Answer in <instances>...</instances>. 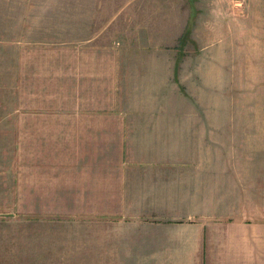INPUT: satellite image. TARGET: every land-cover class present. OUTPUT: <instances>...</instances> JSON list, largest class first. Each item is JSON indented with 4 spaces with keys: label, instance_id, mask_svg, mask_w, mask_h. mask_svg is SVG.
Masks as SVG:
<instances>
[{
    "label": "crops",
    "instance_id": "0c3cea01",
    "mask_svg": "<svg viewBox=\"0 0 264 264\" xmlns=\"http://www.w3.org/2000/svg\"><path fill=\"white\" fill-rule=\"evenodd\" d=\"M220 5L212 11L209 38L196 50L193 73L200 81L195 82L194 103L182 97L173 117L166 115L163 102L152 106L155 117L166 121L164 126L177 128L179 144L173 161L168 147L142 149L149 158L143 156L137 164L153 166L154 178H146L148 169L140 165L141 182L136 179L125 186L121 179L127 181L131 164L122 162V168L129 167L128 176H116L114 189L108 191V145L116 147L114 153L120 145V154H128L134 142H127L130 134L124 137V127L134 136L143 120H133L137 123L127 129L125 118L136 115L137 108L119 95L128 82L122 83L124 66L118 60L112 61L107 78L106 50L78 52L66 77L51 69L40 84L44 99L35 101L36 112L28 114L36 137L42 138V154H49L52 163H62L54 169L70 171L72 189L82 180L89 184L90 194L99 196V203L113 195V214L147 219L138 232L125 226L133 234L125 240L145 241L147 260H156L154 264H264L262 0ZM203 53H209V65H202L208 57ZM110 57L119 58L114 51ZM37 72L35 85L40 82ZM68 89L72 93L65 98L53 97ZM165 150V158L155 159ZM153 226H160L156 235L151 234ZM137 243L132 249L141 245Z\"/></svg>",
    "mask_w": 264,
    "mask_h": 264
},
{
    "label": "rangeland",
    "instance_id": "374dc122",
    "mask_svg": "<svg viewBox=\"0 0 264 264\" xmlns=\"http://www.w3.org/2000/svg\"><path fill=\"white\" fill-rule=\"evenodd\" d=\"M242 1L0 0V264L157 262L147 260L150 251L145 241L135 242L141 245L132 249L135 243L126 244L125 240L133 236L125 226H134L132 230L138 232L144 225L141 221L147 219L113 214V195L107 194V201L99 203V196L90 194L89 184L83 185L82 180V185L75 182L72 189L70 171L54 169L52 166L62 167V163H52L49 154H42V138L36 137L35 122L28 114L36 112L35 101L44 99L40 84L51 69L66 77L78 52L106 50L103 66L107 78L112 61L118 60L124 66L122 83L128 82L119 95L137 108L136 115L125 118L127 129L143 120L142 129L134 136L124 127V137L130 134L127 142H134L127 155L120 154V145L117 153L112 151L116 147L108 145V191L114 189L116 176H128L129 167L122 168V162L131 164L127 181L121 179L125 186L136 179L141 182L140 165L148 169L146 178H154L153 166L137 164L143 156L149 158L142 149L168 147L173 161L177 159L173 149L178 150L179 144L177 128L164 126L166 121L155 117L152 106L163 102L164 112L173 117L182 97L194 103L195 82L200 81H195L193 73L196 50L210 36L212 11L214 14L218 4L224 7L234 2L240 6ZM113 51L119 58L110 57ZM206 59L209 56L203 57V66L209 65ZM35 71L40 78L37 85ZM67 92L72 93L62 90L63 96L53 97L65 98ZM259 97L264 113L263 58ZM137 150L142 152L137 154ZM168 150L155 159L165 158ZM101 210L107 214H100ZM159 230L160 226H153L151 234Z\"/></svg>",
    "mask_w": 264,
    "mask_h": 264
}]
</instances>
